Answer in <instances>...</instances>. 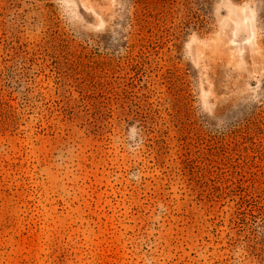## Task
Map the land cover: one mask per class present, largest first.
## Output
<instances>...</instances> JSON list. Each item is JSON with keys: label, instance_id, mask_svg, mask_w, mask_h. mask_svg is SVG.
<instances>
[{"label": "rangeland", "instance_id": "1", "mask_svg": "<svg viewBox=\"0 0 264 264\" xmlns=\"http://www.w3.org/2000/svg\"><path fill=\"white\" fill-rule=\"evenodd\" d=\"M0 264H264V0H0Z\"/></svg>", "mask_w": 264, "mask_h": 264}]
</instances>
